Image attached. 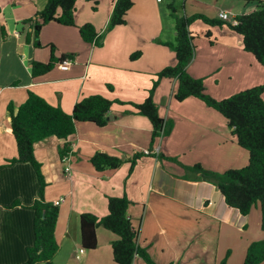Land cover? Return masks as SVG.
Returning a JSON list of instances; mask_svg holds the SVG:
<instances>
[{"label": "crops", "instance_id": "obj_1", "mask_svg": "<svg viewBox=\"0 0 264 264\" xmlns=\"http://www.w3.org/2000/svg\"><path fill=\"white\" fill-rule=\"evenodd\" d=\"M47 1L0 0L4 31L3 38L0 31V264H23L34 239L30 206L38 197L36 173L28 163L4 166L16 157L8 109L16 114L29 91L68 114L76 102L89 96L113 102L105 126L76 122L66 141L48 137L34 144L46 183L44 199L59 201L53 264H114L111 243L117 236L97 227L96 248L84 250L79 218L82 214L102 218L107 215L108 198L123 196L130 202L127 216L139 229L137 244L154 264H242L248 246L264 238L259 207L241 216L226 205L212 183L185 168L198 165L222 174L247 165L248 153L238 146L227 121L194 97L176 101V79L159 80L153 101L159 117L171 123V131L155 140L152 153L158 152L141 157L130 172L128 159L150 149L152 126L129 103H142L156 74L176 62L173 48L166 45L175 38L171 4L178 17L220 20L218 13L227 11V23L255 11L256 5L232 0H133L125 24L108 31L116 0H97L95 11L92 3L76 0V26L44 25L39 33L41 47L36 48L32 25L26 21ZM87 23L103 36L100 47L79 36L78 27ZM188 30L194 55L186 70L203 79L206 94L223 100L264 87V67L242 49L241 38L227 26L196 20ZM50 45L56 58L73 55L72 65L63 71L55 64L48 73L33 77L32 62H48ZM134 53L140 56L132 60ZM65 142L70 147L69 173L59 156ZM96 153L123 162L115 170L96 171L90 163ZM132 264L145 263L136 256Z\"/></svg>", "mask_w": 264, "mask_h": 264}, {"label": "trees", "instance_id": "obj_2", "mask_svg": "<svg viewBox=\"0 0 264 264\" xmlns=\"http://www.w3.org/2000/svg\"><path fill=\"white\" fill-rule=\"evenodd\" d=\"M86 1L93 4L92 9L95 11L97 0ZM232 1H241L246 5L255 4L256 10L237 16L234 23H227L201 15L178 17L175 15L173 5L169 6L174 19L175 38L173 44L166 45L173 48L176 62L173 66L166 67L156 74L157 80L154 81L148 97L142 103H129L136 114L149 120L152 132L150 149L147 153L137 152L128 159V162L131 172L141 157L153 156L151 147L156 139L169 135L171 123L159 117L158 109L153 101V92L159 80L176 79L177 89L174 92V99L181 102L194 97L218 112L227 121L238 146L248 153V163L245 167L228 170L222 174L205 171L198 165L185 168L199 174L200 179L212 183L218 189L226 205L237 210L241 216H247L252 207L258 204L260 228L264 233V99L262 97L264 87H252L226 99L216 100L206 94L203 79L193 78L186 70L194 55L192 36L188 29L196 20H201L209 26H227L231 32L241 38L242 49L251 54L264 67V1ZM132 6L133 0H116L106 30L124 25L127 12ZM75 10L76 0H48L42 11L26 21L32 25L34 47H41L40 30L50 22L75 27ZM0 31L3 38V28ZM78 33L84 42L94 44L96 47L101 46L103 36L98 35L92 24L87 23L78 27ZM30 41V36L27 34L26 42ZM49 47L48 62H32L33 77L44 75L51 71L55 64H60L67 58H73V55H61L56 58L54 46ZM139 56L140 53H134L130 58L135 60ZM112 103L102 96L93 95L76 102L72 112L68 114L29 91L25 102L19 106L16 114L13 113L11 107L8 109L11 118L10 129L16 145V157L7 160L4 166L16 163L30 164L36 173L39 185L38 197L30 206L34 215L33 244L26 249V261L23 264H53V258L58 251L55 227L59 208L44 199L46 183L40 164L34 156V144L48 137L66 141L74 134L76 122H88L98 127L105 126L107 113ZM69 151V144L65 142L59 151L60 159ZM122 162L119 158L103 153H96L90 158V163L96 171L115 170ZM129 204L125 196L109 197L106 216L98 218L92 214H82L79 218L80 245L84 250L96 248L95 230L101 226L117 236V239L111 243L114 264H132L136 256H139L145 264H154L147 251L137 244L139 229L127 216ZM220 264H224V261ZM242 264H264V238L248 246Z\"/></svg>", "mask_w": 264, "mask_h": 264}, {"label": "built area", "instance_id": "obj_3", "mask_svg": "<svg viewBox=\"0 0 264 264\" xmlns=\"http://www.w3.org/2000/svg\"><path fill=\"white\" fill-rule=\"evenodd\" d=\"M157 1H161V0H157ZM218 18L223 21V22H229L230 21V17H229V13L227 11H220L218 13ZM73 60H71L70 58L65 59L62 63L58 64L59 69L65 71L68 70L69 67L72 65ZM158 152L157 149H155L153 151V153ZM147 153V151L145 152ZM62 164L64 165V171L65 173H69L70 172V167H69V161H70V154L68 153L66 156H64L63 158H61ZM63 199H60V201H62ZM59 201H56L55 205H58ZM80 253H82V250L79 251ZM78 258V256H77Z\"/></svg>", "mask_w": 264, "mask_h": 264}, {"label": "rangeland", "instance_id": "obj_4", "mask_svg": "<svg viewBox=\"0 0 264 264\" xmlns=\"http://www.w3.org/2000/svg\"><path fill=\"white\" fill-rule=\"evenodd\" d=\"M164 1H165V0H164ZM176 4H178V3H176ZM176 4H175V5H176ZM159 139H160V138H159ZM256 205L258 206V204H256Z\"/></svg>", "mask_w": 264, "mask_h": 264}]
</instances>
